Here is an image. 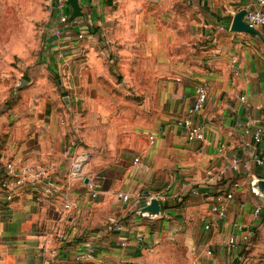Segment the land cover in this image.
Wrapping results in <instances>:
<instances>
[{"label": "crops", "instance_id": "obj_1", "mask_svg": "<svg viewBox=\"0 0 264 264\" xmlns=\"http://www.w3.org/2000/svg\"><path fill=\"white\" fill-rule=\"evenodd\" d=\"M256 1L81 0L90 34L59 25L50 64L25 88L31 98L17 112H4L0 99V163L45 164L78 207L29 193L0 204V264H264L262 146L244 132L252 119L264 124V26L256 34L229 27ZM199 79L209 80L207 139L191 141L177 120ZM74 137L90 158L85 177L71 181ZM234 155L247 164L240 171L230 168ZM209 168L239 181L223 218L192 192ZM86 179L98 184L97 197ZM154 198L157 213L147 209ZM111 214L123 229H106ZM237 223L253 231L247 247L226 243L241 237ZM86 243L96 259L74 260Z\"/></svg>", "mask_w": 264, "mask_h": 264}, {"label": "built area", "instance_id": "obj_2", "mask_svg": "<svg viewBox=\"0 0 264 264\" xmlns=\"http://www.w3.org/2000/svg\"><path fill=\"white\" fill-rule=\"evenodd\" d=\"M81 2V0H79ZM81 4V3H80ZM46 5L50 11L52 18L57 22V32L60 33L59 25L78 26V38L87 37L90 32L86 29L88 24L81 18L82 15H74V8L69 0H46ZM246 9L243 20L251 27L257 28L264 26V0H257L254 6ZM242 10V9H241ZM232 22V21H231ZM232 23L229 25L231 28ZM208 26V25H207ZM219 28H225L220 24ZM209 98V80L199 79L194 83V99L187 107L185 114L177 120V124L184 127L186 136L191 141H205L207 139L206 126L202 119V112ZM242 99L245 96H241ZM244 132L251 137V141L258 146H262L261 154L255 158L258 164L264 163V124L256 119L250 120L244 129ZM154 142V136H151ZM80 139L74 137L67 147V153L70 158L69 169L67 171V180L73 181L76 178L85 177L84 165L90 158V152L85 149H79ZM139 158H135L138 161ZM247 164L239 156L234 155L230 158V168L233 171H240ZM0 204H7L14 201L17 197L29 193L37 195L41 198L50 200H60L64 207L68 210H74L78 207V200L72 199L69 191L63 189L55 180L51 178L50 170L42 163H23L13 159L0 163ZM202 185H196L192 189L193 193L200 194L211 202V210L216 212L221 218L227 215V202L234 197V190L239 186V181L227 177L223 171L214 169L206 170V177ZM258 184V182H257ZM68 186V184H67ZM88 192L92 198L98 196V184L91 179L86 181ZM124 200H129L130 195L125 192H119ZM166 199L164 195L159 196ZM263 209V205L256 204L255 212L259 213ZM123 222L115 215L111 214L107 218V230L123 229ZM211 223L205 224L206 228H210ZM236 228L241 232V237L237 234H231L226 243L231 248L247 247L253 238V231L250 225L245 223H237ZM143 236L139 235L138 239L143 240ZM58 248H52L50 252L60 255ZM212 250H208L211 253ZM97 250L94 245L86 243L73 253L76 261H91L96 259ZM44 264H49L45 262ZM66 264V263H63ZM233 264H243L239 257L233 260Z\"/></svg>", "mask_w": 264, "mask_h": 264}, {"label": "rangeland", "instance_id": "obj_3", "mask_svg": "<svg viewBox=\"0 0 264 264\" xmlns=\"http://www.w3.org/2000/svg\"><path fill=\"white\" fill-rule=\"evenodd\" d=\"M46 0H0V99L4 112H17L31 81L48 66L51 38L57 34ZM56 78V76H55Z\"/></svg>", "mask_w": 264, "mask_h": 264}, {"label": "water", "instance_id": "obj_4", "mask_svg": "<svg viewBox=\"0 0 264 264\" xmlns=\"http://www.w3.org/2000/svg\"><path fill=\"white\" fill-rule=\"evenodd\" d=\"M69 2L72 4L74 8V15H81L82 14V6L79 2V0H69ZM111 2V0H110ZM246 9H242L237 11L234 14L233 20H232V25L231 29L234 31H244V32H249L252 34L258 33L257 28L249 26L244 20L243 16L246 13ZM88 181V179H86ZM258 185L264 190V180H260L258 182ZM147 209L152 212V213H157L160 210L159 206V200L157 198H154L151 203L148 204Z\"/></svg>", "mask_w": 264, "mask_h": 264}]
</instances>
